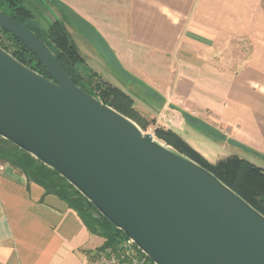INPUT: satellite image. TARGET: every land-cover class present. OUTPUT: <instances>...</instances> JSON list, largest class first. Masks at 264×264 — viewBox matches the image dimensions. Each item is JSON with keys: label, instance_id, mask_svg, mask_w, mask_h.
Masks as SVG:
<instances>
[{"label": "crops", "instance_id": "0c3cea01", "mask_svg": "<svg viewBox=\"0 0 264 264\" xmlns=\"http://www.w3.org/2000/svg\"><path fill=\"white\" fill-rule=\"evenodd\" d=\"M50 1L149 126L264 168V0ZM103 241L64 200L0 170V264H88Z\"/></svg>", "mask_w": 264, "mask_h": 264}, {"label": "water", "instance_id": "95a60500", "mask_svg": "<svg viewBox=\"0 0 264 264\" xmlns=\"http://www.w3.org/2000/svg\"><path fill=\"white\" fill-rule=\"evenodd\" d=\"M50 78L0 46V136L56 170L154 264H264V215L208 169L75 85L0 10Z\"/></svg>", "mask_w": 264, "mask_h": 264}, {"label": "trees", "instance_id": "16d2710c", "mask_svg": "<svg viewBox=\"0 0 264 264\" xmlns=\"http://www.w3.org/2000/svg\"><path fill=\"white\" fill-rule=\"evenodd\" d=\"M26 1L0 0V10L31 29L46 44L75 85L136 121L142 129H145L149 122H146L134 108L133 98L119 87L100 80V76L87 67L85 58L79 53L64 23L52 16L47 27H44L37 20L36 14L25 5ZM0 46L26 66L50 78L46 68L27 46L2 28H0ZM154 134L178 152L208 169L264 215V168L237 155L225 156L210 162L174 130L155 127ZM0 162L15 168L28 182L42 186L46 194H54L64 200L77 212L91 234L104 239L97 250L115 248L119 240L125 237L122 230L115 227L56 170L1 136Z\"/></svg>", "mask_w": 264, "mask_h": 264}, {"label": "built area", "instance_id": "2783aa9c", "mask_svg": "<svg viewBox=\"0 0 264 264\" xmlns=\"http://www.w3.org/2000/svg\"><path fill=\"white\" fill-rule=\"evenodd\" d=\"M6 164L0 162V170ZM88 264H154L128 237L119 240L115 248L94 250L90 253Z\"/></svg>", "mask_w": 264, "mask_h": 264}, {"label": "rangeland", "instance_id": "374dc122", "mask_svg": "<svg viewBox=\"0 0 264 264\" xmlns=\"http://www.w3.org/2000/svg\"><path fill=\"white\" fill-rule=\"evenodd\" d=\"M25 5L30 8L37 16V20L41 23V25H43L44 27H47L48 23L50 22V19H52V15L50 13V9L51 7L53 8V4L51 3L50 0H27ZM83 50V53L85 54V49L81 48ZM86 63H87V67L90 69H92L94 72H96L98 75L99 74H103L100 73L98 71V65L99 64V60L98 58L96 57L95 53L93 52H89V51H86ZM103 76V75H102ZM96 77V76H95ZM104 77V76H103ZM94 78V77H93ZM100 80H103V81H106L112 85H114L113 83L109 82L107 79H103L102 77L99 78ZM97 78H95L94 81H96ZM116 86V85H115ZM118 87V86H117ZM135 108V107H134ZM136 122V121H135ZM150 123V121H147ZM149 123L148 125L146 126L145 129H142L141 130L143 131V133H151L154 138L158 139L155 134H154V128L149 126ZM138 124V123H137ZM180 135L181 137L187 141L190 145L193 144L194 147H196L198 149V151H200L207 159H209L211 162H214L215 161V157L213 155H211L209 152H207L201 145H197L195 143V141H193L191 139V137H189V135L185 132V131H181L180 132ZM160 140V139H158ZM162 141V140H161ZM164 142V141H162ZM165 143V142H164ZM167 144V143H166ZM169 145V144H168ZM171 146V145H170ZM172 147V146H171ZM173 148V147H172ZM223 155H226V154H223ZM222 156V153L221 155Z\"/></svg>", "mask_w": 264, "mask_h": 264}]
</instances>
